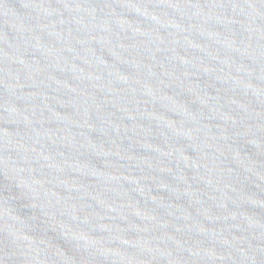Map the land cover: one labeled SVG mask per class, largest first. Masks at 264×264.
Wrapping results in <instances>:
<instances>
[{
  "label": "water",
  "instance_id": "obj_1",
  "mask_svg": "<svg viewBox=\"0 0 264 264\" xmlns=\"http://www.w3.org/2000/svg\"><path fill=\"white\" fill-rule=\"evenodd\" d=\"M0 264H264V0H0Z\"/></svg>",
  "mask_w": 264,
  "mask_h": 264
}]
</instances>
